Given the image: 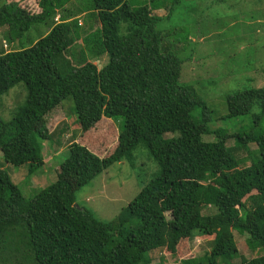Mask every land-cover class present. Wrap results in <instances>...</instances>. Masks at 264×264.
<instances>
[{
  "label": "trees",
  "instance_id": "obj_1",
  "mask_svg": "<svg viewBox=\"0 0 264 264\" xmlns=\"http://www.w3.org/2000/svg\"><path fill=\"white\" fill-rule=\"evenodd\" d=\"M69 1L0 0V30L13 45L0 52V95L19 82L27 90L12 119H0L3 161L25 165L29 175L44 164L43 147L53 139L46 121L67 96L81 131L114 118L121 126L104 156L68 144L56 179L30 199L0 167V264H150L149 252L158 248L180 264H240L236 235L256 253L241 264H264V86L227 96L226 118L251 113L248 131L211 128L205 102L179 80L181 60L171 51L190 32L164 34L175 40L171 46L156 28L180 0H87L83 12L98 24L88 32L80 29L79 13L67 10ZM29 2L31 9L24 7ZM158 9L166 13L158 16ZM38 24L47 31L24 47ZM104 54L102 66L91 62ZM139 143L159 169L115 220H100L76 203L84 185ZM239 149L249 165H241ZM208 206L214 212L205 213ZM194 236L210 237L211 246L187 258L186 241Z\"/></svg>",
  "mask_w": 264,
  "mask_h": 264
},
{
  "label": "rangeland",
  "instance_id": "obj_2",
  "mask_svg": "<svg viewBox=\"0 0 264 264\" xmlns=\"http://www.w3.org/2000/svg\"><path fill=\"white\" fill-rule=\"evenodd\" d=\"M86 1L71 0L66 8L74 14L79 13L76 17L80 29L88 32L98 24L87 20L83 12ZM29 4L32 3L24 7L31 9ZM164 12V9L154 10L158 16H163ZM60 14L61 10H58L53 16V23L60 20ZM171 14L168 20H160L156 28L162 33L163 43L171 46L175 40L164 34L183 31V35H186L190 32L189 39L176 43L177 52L173 49L171 51L181 60L179 80L192 84L207 106V125L222 129L226 134L248 131L252 126L251 113L226 118V99L237 91L264 86V0H180ZM45 31L46 25H34L26 33L27 38L22 39V45L27 47ZM12 47L4 39L3 29L0 30V52ZM107 61L106 54L91 59L97 66ZM26 94L23 82L1 94L0 119H12L18 107L25 103ZM60 104L62 106L57 114L46 121L48 129L53 130V139L43 147L44 164L40 168L29 175L25 165L5 163L0 153V167L8 171L26 199L32 198L37 191L56 179L57 166L68 156L67 146L71 142L83 144L100 156L111 152L116 143L120 119L114 118L113 122L102 120L83 132L77 122L72 96H67ZM193 114L198 117L200 110L196 109ZM232 144L231 139L227 145ZM235 154L245 159L241 165H249L245 151L239 149ZM250 155H257V148L253 145L250 147ZM158 169L147 147L139 143L129 157L112 164L84 185L75 195L76 203L100 220H115L122 208L156 175ZM204 212H214V209L208 206ZM114 240L117 241V237ZM210 240V237L203 236L188 239L186 242L189 250L185 257L202 256L210 249ZM235 241L240 253L237 263L241 264V261L256 254L245 247L242 237L236 235ZM154 251L149 252L153 259L150 264H180L179 257L170 255L164 248H158L156 253Z\"/></svg>",
  "mask_w": 264,
  "mask_h": 264
},
{
  "label": "clouds",
  "instance_id": "obj_3",
  "mask_svg": "<svg viewBox=\"0 0 264 264\" xmlns=\"http://www.w3.org/2000/svg\"><path fill=\"white\" fill-rule=\"evenodd\" d=\"M35 4H36V2H35ZM36 8H37V11H38V9H40L39 6H36ZM57 22H59V20Z\"/></svg>",
  "mask_w": 264,
  "mask_h": 264
},
{
  "label": "water",
  "instance_id": "obj_4",
  "mask_svg": "<svg viewBox=\"0 0 264 264\" xmlns=\"http://www.w3.org/2000/svg\"><path fill=\"white\" fill-rule=\"evenodd\" d=\"M74 206H78L77 204H74Z\"/></svg>",
  "mask_w": 264,
  "mask_h": 264
}]
</instances>
